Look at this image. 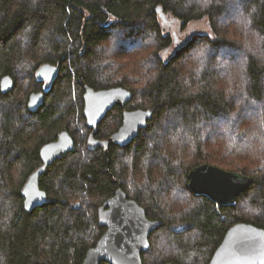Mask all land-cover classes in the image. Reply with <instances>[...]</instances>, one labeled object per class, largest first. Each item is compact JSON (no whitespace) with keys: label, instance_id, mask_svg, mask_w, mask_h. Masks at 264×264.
Returning a JSON list of instances; mask_svg holds the SVG:
<instances>
[{"label":"trees","instance_id":"trees-1","mask_svg":"<svg viewBox=\"0 0 264 264\" xmlns=\"http://www.w3.org/2000/svg\"><path fill=\"white\" fill-rule=\"evenodd\" d=\"M159 7L185 27L208 18L213 34L195 33L164 59L174 38ZM46 63L59 68L47 90L36 75ZM6 75L14 86L2 93ZM81 79L130 90L126 109H154L148 126L106 148L123 109L89 128ZM40 91L44 104L32 111ZM62 130L75 149L46 168L48 202L29 211L22 189ZM202 163L252 183L217 206L189 188ZM118 187L162 221L144 264H208L233 224L264 229V0H0V264H82L106 231L99 207Z\"/></svg>","mask_w":264,"mask_h":264},{"label":"water","instance_id":"water-1","mask_svg":"<svg viewBox=\"0 0 264 264\" xmlns=\"http://www.w3.org/2000/svg\"><path fill=\"white\" fill-rule=\"evenodd\" d=\"M159 17L166 20V12L159 7ZM58 66L43 64L36 72L37 78L53 82L58 76ZM84 92V115L89 128L96 130L98 124L115 106L123 109L122 125L112 136L102 141L106 148L112 143L125 146L131 143L148 126L154 109H126L132 92L122 86L96 90L81 79ZM14 86L13 78L1 79V91L6 93ZM45 101V92L31 93L29 108L37 111ZM93 133L90 134V140ZM75 140L68 130L40 149L42 165L28 178L23 189L25 208L29 211L48 202V195L40 187V179L46 168L60 155L73 151ZM189 188L198 195H205L217 206H231L239 195L252 183V178L242 172L231 171L211 163L193 167L188 174ZM99 225L106 227L97 244L89 248L82 264H144L143 252L150 248V236L161 224L149 219L144 207L118 187L98 210ZM165 264H176L167 262ZM208 264H264V229L250 222H237L225 234Z\"/></svg>","mask_w":264,"mask_h":264},{"label":"rangeland","instance_id":"rangeland-1","mask_svg":"<svg viewBox=\"0 0 264 264\" xmlns=\"http://www.w3.org/2000/svg\"><path fill=\"white\" fill-rule=\"evenodd\" d=\"M166 14H167L166 20L163 21L160 17L159 18H160L162 27L164 29V32L172 35L174 38L173 45L171 47L166 48L165 50L161 52L163 58L166 60L171 56V54L176 50L177 47H179L180 45L188 41V39H190L195 33H202V34L209 33L210 35L213 34L208 18H204V19L197 20V21H192L185 27L183 26V22L175 18V16H173L171 13H166ZM176 39H178L177 42H175ZM51 84L52 82L44 81L43 88L47 90L51 86ZM248 202L249 201L245 203L244 205L245 207L242 210L240 209L241 210L240 213H242V215H244L246 218L250 217L249 215L251 211H255V209L250 210L247 207ZM245 209H247V211H245ZM244 211H245V214L248 216H246L243 213Z\"/></svg>","mask_w":264,"mask_h":264},{"label":"flooded vegetation","instance_id":"flooded-vegetation-1","mask_svg":"<svg viewBox=\"0 0 264 264\" xmlns=\"http://www.w3.org/2000/svg\"><path fill=\"white\" fill-rule=\"evenodd\" d=\"M177 40H178V39H176L175 42H177ZM62 131H63V130H62ZM62 131H61V132H62ZM61 132H60V133H61ZM69 132H70V131H69ZM60 133H59V134H60ZM70 134H71V133H70ZM91 138H93V136H92Z\"/></svg>","mask_w":264,"mask_h":264}]
</instances>
